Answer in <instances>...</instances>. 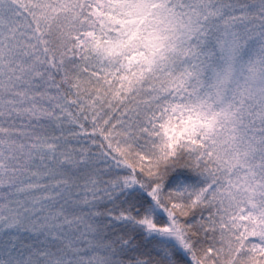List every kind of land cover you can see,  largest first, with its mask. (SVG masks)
Returning <instances> with one entry per match:
<instances>
[{
    "label": "snow or ice",
    "instance_id": "1",
    "mask_svg": "<svg viewBox=\"0 0 264 264\" xmlns=\"http://www.w3.org/2000/svg\"><path fill=\"white\" fill-rule=\"evenodd\" d=\"M0 264H264V0H0Z\"/></svg>",
    "mask_w": 264,
    "mask_h": 264
}]
</instances>
